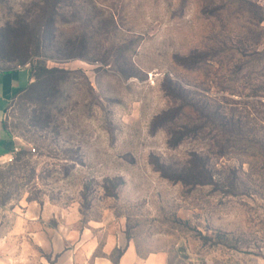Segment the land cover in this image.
Wrapping results in <instances>:
<instances>
[{"label": "rangeland", "instance_id": "rangeland-1", "mask_svg": "<svg viewBox=\"0 0 264 264\" xmlns=\"http://www.w3.org/2000/svg\"><path fill=\"white\" fill-rule=\"evenodd\" d=\"M23 65L0 235L26 200L98 248L264 264V0H0V68Z\"/></svg>", "mask_w": 264, "mask_h": 264}, {"label": "crops", "instance_id": "crops-1", "mask_svg": "<svg viewBox=\"0 0 264 264\" xmlns=\"http://www.w3.org/2000/svg\"><path fill=\"white\" fill-rule=\"evenodd\" d=\"M31 77L27 65L0 68V162L11 155L16 146L22 145L6 125V115L12 99L32 83ZM45 210L34 201L26 200L25 204L8 209L11 223L9 230L0 235V264H166L158 255H142L126 242L123 247L113 244L110 248H98L84 231L77 239L69 238L61 232L63 224L60 222L58 231L47 233L48 227L42 226L45 222L38 220ZM6 247H11V253ZM39 250L42 253L38 254Z\"/></svg>", "mask_w": 264, "mask_h": 264}, {"label": "trees", "instance_id": "trees-1", "mask_svg": "<svg viewBox=\"0 0 264 264\" xmlns=\"http://www.w3.org/2000/svg\"><path fill=\"white\" fill-rule=\"evenodd\" d=\"M30 70H31V78H32V83L28 86V88L25 90V91H27V90H29V89H32L33 88V86H34V82H33V77H34V75H33V68L32 67H30ZM42 71L44 72V73H47V74H54V73H59L60 71L59 70H57V69H47V68H44V69H42ZM23 151V150H22ZM22 151L21 152H19V153H17L16 154V156L17 155H19L20 153H22Z\"/></svg>", "mask_w": 264, "mask_h": 264}, {"label": "built area", "instance_id": "built-area-1", "mask_svg": "<svg viewBox=\"0 0 264 264\" xmlns=\"http://www.w3.org/2000/svg\"><path fill=\"white\" fill-rule=\"evenodd\" d=\"M22 146V145H21ZM21 146H16L15 148H14V150H13V153L11 154V155H9L3 162L4 163H8V162H12L13 161V159H14V156L17 154V153H19V152H21L22 151V147ZM30 151L32 152V153H35L36 152V149L34 148V147H32L31 149H30Z\"/></svg>", "mask_w": 264, "mask_h": 264}]
</instances>
